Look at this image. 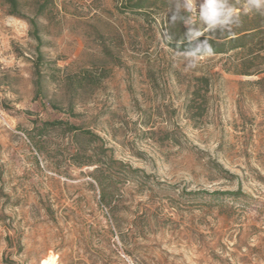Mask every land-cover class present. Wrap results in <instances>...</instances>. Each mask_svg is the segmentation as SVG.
Returning <instances> with one entry per match:
<instances>
[{
  "label": "rangeland",
  "instance_id": "obj_1",
  "mask_svg": "<svg viewBox=\"0 0 264 264\" xmlns=\"http://www.w3.org/2000/svg\"><path fill=\"white\" fill-rule=\"evenodd\" d=\"M42 1L19 6L43 43L41 101L33 27L0 0V264H264V57L248 75L249 51L170 44L213 0H51L36 16ZM35 119L92 130L123 164H74L57 129L40 152ZM215 191L240 194H191Z\"/></svg>",
  "mask_w": 264,
  "mask_h": 264
},
{
  "label": "trees",
  "instance_id": "obj_2",
  "mask_svg": "<svg viewBox=\"0 0 264 264\" xmlns=\"http://www.w3.org/2000/svg\"><path fill=\"white\" fill-rule=\"evenodd\" d=\"M9 4V13L25 17L20 11V4L26 0H5ZM51 0H43L42 4L37 9V14H41L46 8V4ZM128 1V9L131 11H142L150 6L151 0H126ZM150 2V3H149ZM227 0H213L212 4L206 9L210 12L208 19L204 22L201 28L195 29L185 23V15H180L178 21L170 27L171 40L170 44L177 50L190 52L195 55L205 54H226L231 51H249V55L242 59L240 71L243 74H257L260 71H251L250 64L255 58L264 57V1L248 0L249 7H243L238 3L227 5ZM229 10V11H228ZM194 21H198L197 15H193ZM33 27L32 35L38 42L37 58L34 61L36 74V91L35 98L42 101L46 96L44 91L43 73L41 66L44 64L45 58L41 53L40 47L43 44L39 36V28L35 18L25 17ZM259 48L255 50V48ZM87 77V76H86ZM92 81L91 77H87ZM85 79V78H84ZM198 81L204 83L205 86L209 83L207 77H198ZM198 89L193 91V94H198ZM52 102V101H51ZM51 106L58 109V105ZM67 112L72 114V102L67 107ZM37 124L33 128L36 132L37 139L32 138L36 148L42 152L44 150V143L41 140L42 136L47 135L51 129L60 130L62 134L70 136L71 144L74 145L75 150L71 153V159L74 164L82 165H107L112 167L115 164H123L121 161L115 160L112 155H107V150L103 144L99 142L102 138L90 129L83 128L80 125L71 123L63 119H35ZM91 145V147L85 146ZM97 144V145H93ZM100 144V145H99ZM93 146V147H92ZM99 146V147H98ZM92 148V149H91ZM88 150H94L97 160L90 159L86 161L84 156L88 155ZM97 150V151H96ZM91 157V155H89ZM94 161V162H93ZM95 171H100L96 167ZM136 172V170H135ZM97 181L102 185L100 177ZM198 198L199 195H212L215 199L223 196H237L239 192L232 191H215L212 194L206 192L191 193ZM102 201L107 202L108 194L103 190L101 195Z\"/></svg>",
  "mask_w": 264,
  "mask_h": 264
}]
</instances>
